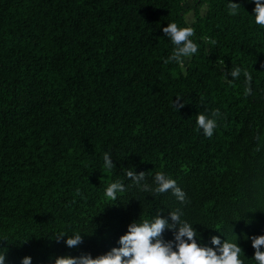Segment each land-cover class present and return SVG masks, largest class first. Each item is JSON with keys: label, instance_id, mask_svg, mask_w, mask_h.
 I'll list each match as a JSON object with an SVG mask.
<instances>
[{"label": "trees", "instance_id": "trees-1", "mask_svg": "<svg viewBox=\"0 0 264 264\" xmlns=\"http://www.w3.org/2000/svg\"><path fill=\"white\" fill-rule=\"evenodd\" d=\"M186 1L0 0L6 264L96 256L118 246L133 220L176 210L203 243L237 240L244 264H256L246 237L264 233V26L251 15L254 0H235L237 15L228 0H199L206 12L195 4L192 25ZM172 21L193 27L199 45L183 69L164 62L174 45L162 28ZM236 66L251 81L226 78ZM216 109L217 127L205 136L196 116ZM132 168L144 171L141 185L127 177ZM158 171L176 180L183 202L171 189L143 190ZM114 181L125 190L112 199L105 188ZM74 233L82 240L73 247L59 236Z\"/></svg>", "mask_w": 264, "mask_h": 264}, {"label": "clouds", "instance_id": "clouds-1", "mask_svg": "<svg viewBox=\"0 0 264 264\" xmlns=\"http://www.w3.org/2000/svg\"><path fill=\"white\" fill-rule=\"evenodd\" d=\"M239 3L235 0H228L230 15H237ZM251 15L257 25L264 26V0H254V8ZM163 33L170 39L174 48L171 54L165 59V63L176 62L183 69L185 59L190 58L198 52L199 45L192 37L194 28L191 26H180L175 21L167 22L162 28ZM215 44V40L210 41ZM243 73L247 81H251V74L241 66L232 67L229 74H225L232 80L237 79ZM232 80L229 82L231 83ZM245 94H249L251 87H245ZM182 96L177 95L173 100V107L183 105ZM220 115L216 109L211 116L205 113H198L196 116V128L202 130L205 136L211 137L217 127V117ZM113 160L110 153L103 154V166L105 169L113 167ZM127 177L137 185L144 180V171L137 173L134 168L126 171ZM155 187L143 184L145 191L163 193L169 189L180 201L185 200L184 191L177 185L174 178L158 171L154 176ZM125 190L120 181L110 182L105 188L107 197L115 199L117 193ZM182 211H170V219L162 215H156L152 219L128 224L127 230L118 238V246H113L106 252L92 256L90 253L80 256L58 255L51 261V264H244L241 259L242 247L236 241L222 239L219 235H211L210 244L202 242L201 234L194 227L193 223L182 219ZM165 229L174 230L173 237L166 239L163 235ZM68 247L78 245L82 236L74 233L72 236L60 234ZM254 248L253 258L256 264H264V233L254 234L251 237ZM0 264H6L5 254H0ZM21 264H32L31 255H24Z\"/></svg>", "mask_w": 264, "mask_h": 264}, {"label": "rangeland", "instance_id": "rangeland-1", "mask_svg": "<svg viewBox=\"0 0 264 264\" xmlns=\"http://www.w3.org/2000/svg\"><path fill=\"white\" fill-rule=\"evenodd\" d=\"M198 1H199V0H187L186 3H185V6H186V7H190V8H192V9L188 12V14H187V16H186L187 21H188V23H189L190 25H192V23H193L194 20H195V16H194V8H193V6H195V4L198 5ZM206 7H207V5L205 4V2H203V3H201V4L198 5V8L200 9V11H201L202 14L206 12ZM188 61H189V58H186V59H185L184 66L187 64Z\"/></svg>", "mask_w": 264, "mask_h": 264}]
</instances>
